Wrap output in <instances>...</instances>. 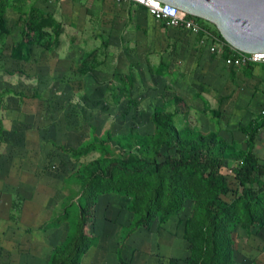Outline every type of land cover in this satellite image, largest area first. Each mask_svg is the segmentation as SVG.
I'll list each match as a JSON object with an SVG mask.
<instances>
[{"label":"crops","instance_id":"obj_1","mask_svg":"<svg viewBox=\"0 0 264 264\" xmlns=\"http://www.w3.org/2000/svg\"><path fill=\"white\" fill-rule=\"evenodd\" d=\"M39 16L48 22L29 29ZM175 98L198 130L243 145L264 106V64L227 66L198 35L108 0H0V264H49L64 241L86 157L71 149L151 136L156 107L181 114ZM131 202L97 195L81 264H186L181 215L135 225ZM236 235L232 264H264V224Z\"/></svg>","mask_w":264,"mask_h":264},{"label":"rangeland","instance_id":"obj_2","mask_svg":"<svg viewBox=\"0 0 264 264\" xmlns=\"http://www.w3.org/2000/svg\"><path fill=\"white\" fill-rule=\"evenodd\" d=\"M101 3L103 4V1ZM119 4L123 5L129 13L139 8L146 18L156 23L158 22L162 26L159 21L148 14L145 7L141 4L132 1H125ZM202 20L204 28L219 34L213 23L205 19ZM174 122L181 128V142L184 145L195 150L202 148V150L206 149L208 152L209 150L212 151L214 161L220 163L219 172L225 176L230 188L227 194L223 195L217 186L209 184L205 176L199 171L187 169H177L171 176L172 185L168 187V177L165 174L167 168L166 158L167 156L176 155L175 144L171 141H165L163 144H157V146L154 141L145 139L139 141L140 149L142 148L143 153H146V157H142L136 152H129L128 154L125 152L127 149L122 151L124 147L122 144L101 140L97 144L101 154H99V151H94L86 155V157L83 156L80 161V167H78L79 170H77L81 171L80 175L84 173L87 176L86 170L92 167V161L98 159L99 155H101L99 158L101 162L98 165L100 171L109 162L119 160L123 163L122 168L121 165H118L113 168L111 173H107L110 176L107 175L106 180L102 179L101 176H97L94 182L97 186L106 188L110 186H108L106 181L111 177L113 184L120 186L121 189H124L127 185L126 189L134 197L145 201L149 199L151 187L155 180V176L150 169L157 171L162 176V182L157 185L158 195L153 203L150 204V212L160 216H164L169 211L176 215H181L183 236L188 242L189 255L192 256V260H195L197 264H211L212 262L215 264H227L226 251L229 248H233L236 244L237 229L250 226V214L254 220H264V195L262 196L263 203H245L241 199H236L237 194L240 193V188L236 184L235 170L239 160L247 151V140H244L243 145L230 143V146L240 153L236 157L223 158L220 157L222 152H228L225 151L223 144L215 140L212 142L209 140L210 137L206 138L204 136L200 138L199 133L191 129L193 121L186 110L174 116ZM213 143L215 144L212 145ZM258 146L260 151L264 149V137L258 139ZM216 153L220 155L216 156ZM262 157L264 161V150L262 151ZM170 161L168 162L170 163ZM122 184L126 185L123 187ZM71 192L73 196L64 206L68 205V203L72 204L79 199L78 191L77 193ZM217 198L224 199L228 203V208L225 211L222 212L217 206ZM76 210V207H71L73 215ZM211 216L214 217V220L211 219ZM211 222L216 225V228H211ZM228 238L232 241V246L230 241L228 242Z\"/></svg>","mask_w":264,"mask_h":264},{"label":"trees","instance_id":"obj_3","mask_svg":"<svg viewBox=\"0 0 264 264\" xmlns=\"http://www.w3.org/2000/svg\"><path fill=\"white\" fill-rule=\"evenodd\" d=\"M197 21L203 26L202 18L196 17ZM48 21L44 17H34L27 19V25L29 29H38V27L45 25ZM220 35V33H219ZM223 39V37L220 35ZM228 53V52H227ZM225 53L224 55H227ZM174 103L176 104L177 113H181L184 110H187L185 104L175 98ZM174 113L165 110L163 107H156L152 113L151 119L154 124L153 134L151 136H141L137 132L131 133L126 139L121 138H112L109 136L104 137L103 139L91 140L86 142L83 146L79 147L76 150L71 149V153L73 157H78L81 155H87L92 151H99L97 148V144L101 140L106 141H114L118 144H122L124 147L122 151L126 150L129 154L136 152L139 153L142 157H146V153H143L142 148L140 149L139 141L145 139L147 141H154L157 146L163 144L165 141H171L175 144V153L174 156H167L166 164L167 168L165 170V174L168 180V187L172 185L171 176L177 169H187L192 171H199L202 175L205 176L207 182L211 185L217 186L220 190V193L227 194L229 191V186L227 184L225 176H223L219 172L220 163L214 161L212 157V151L209 152L206 149L200 148L199 150H195L194 148L188 147L184 145L181 141V128L177 126L174 122ZM193 127V128H192ZM191 129L197 131L199 133V137L209 138L212 142L214 140L216 142L222 143L225 151L222 152L223 158L227 157H236L240 152L235 150L230 146L221 136L214 132H203L198 130L195 126L191 124ZM242 131L247 135V151L236 166L235 170V179L238 188H240V193L237 194L236 199H241L243 202H256L263 203L262 196L264 195V161L262 157V151L259 150L258 139L260 137H264V117H256L253 119L250 125L242 128ZM213 143L212 145H214ZM128 146V147H127ZM214 151V150H213ZM219 151V150H217ZM221 151V150H220ZM215 152V151H214ZM99 154L100 151H99ZM220 155L216 153V156ZM215 156V157H216ZM93 160V165L89 169L86 170L87 176L81 171L73 172V178L79 181V199L74 201L72 204H68L64 206V218H68L70 220L71 228L65 237L64 241L55 247L49 264H81V256L84 252L90 247L92 244L94 237L91 233L87 231L88 224L92 220L93 214V205L96 202L97 195L99 193L113 191L118 194L129 195L132 197L131 209L135 214V225L141 224L144 226H148V224L155 217H159L161 220L166 219L170 215L175 213L167 212L164 216H160L159 214H153L150 212V204L156 199L158 195L157 185L162 182V176L153 169L150 171L154 174L155 180L151 187V192L148 201L141 200L140 198L134 197L128 189H126L127 185L122 186L125 188L121 189L120 186H116L112 183V178H108L106 181L109 187L101 188L97 186L94 182V179L97 176H101L102 179L106 180V176L109 175L107 173H111L113 168L118 165L123 166V163L119 160H113L105 165V167L100 171L98 165L100 164V158ZM169 160L170 163L168 162ZM83 175V177H82ZM85 175V176H84ZM110 176V175H109ZM120 187V188H119ZM170 197V196H169ZM143 199V198H142ZM170 200V199H169ZM72 205V206H71ZM246 205V204H245ZM76 207V212L74 215L71 212V207ZM217 206L223 212L228 208V203L224 199L217 198ZM253 215V214H252ZM249 224L252 225L254 223L264 224V220H254V218L250 214ZM211 219L214 220V217L211 216ZM72 221V222H71ZM57 223V220L52 222ZM211 228H216V225L211 222ZM228 242L232 246V241L228 238ZM233 248H229L226 251L228 262L227 264H232L233 258ZM224 253V251H222ZM212 262V259H211ZM186 264H197L195 260H192V256H188ZM211 264H215L212 262Z\"/></svg>","mask_w":264,"mask_h":264},{"label":"water","instance_id":"obj_4","mask_svg":"<svg viewBox=\"0 0 264 264\" xmlns=\"http://www.w3.org/2000/svg\"><path fill=\"white\" fill-rule=\"evenodd\" d=\"M213 23L242 52L264 51V0H161Z\"/></svg>","mask_w":264,"mask_h":264},{"label":"built area","instance_id":"obj_5","mask_svg":"<svg viewBox=\"0 0 264 264\" xmlns=\"http://www.w3.org/2000/svg\"><path fill=\"white\" fill-rule=\"evenodd\" d=\"M112 3L132 1L145 7L148 14L159 21L162 26L177 28L189 34L198 35L199 43L206 47L209 52L223 58L227 66L239 68L246 64H264V51L242 52L234 49L218 33L204 28L196 19L197 16L190 15L169 3L161 0H108ZM228 52V53H227ZM227 53V55H224ZM260 117H264V106L260 109ZM50 170H56L55 165H49Z\"/></svg>","mask_w":264,"mask_h":264}]
</instances>
